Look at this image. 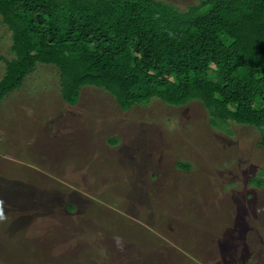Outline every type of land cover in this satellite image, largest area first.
<instances>
[{
  "label": "rangeland",
  "instance_id": "obj_1",
  "mask_svg": "<svg viewBox=\"0 0 264 264\" xmlns=\"http://www.w3.org/2000/svg\"><path fill=\"white\" fill-rule=\"evenodd\" d=\"M11 46L0 17L1 58ZM60 80L36 64L0 105L1 264H264V148L252 128L210 127L198 101L123 111L93 86L68 105Z\"/></svg>",
  "mask_w": 264,
  "mask_h": 264
},
{
  "label": "trees",
  "instance_id": "obj_2",
  "mask_svg": "<svg viewBox=\"0 0 264 264\" xmlns=\"http://www.w3.org/2000/svg\"><path fill=\"white\" fill-rule=\"evenodd\" d=\"M0 17L13 53L0 57V105L36 64L54 65L65 104L85 86L123 111L153 98L171 107L198 101L210 127L252 128L264 148V0H199L185 10L157 0H0Z\"/></svg>",
  "mask_w": 264,
  "mask_h": 264
},
{
  "label": "crops",
  "instance_id": "obj_3",
  "mask_svg": "<svg viewBox=\"0 0 264 264\" xmlns=\"http://www.w3.org/2000/svg\"><path fill=\"white\" fill-rule=\"evenodd\" d=\"M17 124L22 125L23 123H22V122H15V123L12 124V126H13V125L15 126V125H17ZM4 153H5V152H4ZM4 153L1 152L0 154H3V155H4ZM40 154L43 155V156L40 157V158H43V157H44V154H43V153H40ZM3 169H4V167H3ZM67 213H69V216H71V214H70V212H69L68 209L66 210V214H67ZM66 214H65V215H66Z\"/></svg>",
  "mask_w": 264,
  "mask_h": 264
}]
</instances>
